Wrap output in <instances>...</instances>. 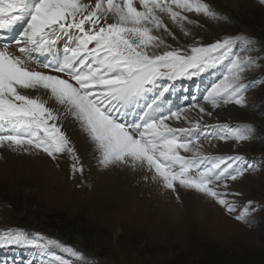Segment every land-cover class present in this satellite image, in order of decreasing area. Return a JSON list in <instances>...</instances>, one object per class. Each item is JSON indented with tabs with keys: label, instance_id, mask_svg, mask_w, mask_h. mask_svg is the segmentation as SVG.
Listing matches in <instances>:
<instances>
[{
	"label": "snow or ice",
	"instance_id": "obj_1",
	"mask_svg": "<svg viewBox=\"0 0 264 264\" xmlns=\"http://www.w3.org/2000/svg\"><path fill=\"white\" fill-rule=\"evenodd\" d=\"M186 13L227 19L206 0H0V148L53 160L67 155L73 174H83L65 131L71 118L99 167L143 170L145 180L177 199L178 188L194 190L237 212L231 182L252 165L243 155H213L204 142L239 143L250 128L204 118L223 105L246 104L244 74L252 60L238 50L239 36L172 47L167 38L177 37L168 22L190 36L185 22L196 21ZM225 63L203 103L193 97L190 107L170 105L176 80ZM248 212L242 207L236 219ZM11 245L41 249V264H73L53 249L87 264L82 252L39 232L0 229V247Z\"/></svg>",
	"mask_w": 264,
	"mask_h": 264
},
{
	"label": "rangeland",
	"instance_id": "obj_2",
	"mask_svg": "<svg viewBox=\"0 0 264 264\" xmlns=\"http://www.w3.org/2000/svg\"><path fill=\"white\" fill-rule=\"evenodd\" d=\"M206 2L227 19L210 20L203 14L186 13L189 19L196 21L194 24L185 22L191 35L184 36L178 27L168 22L177 37L176 40L168 39L174 41L172 47H177L190 45L194 39L209 44L226 36H239L242 41L238 50L252 60L244 74L246 104L223 105L214 110L213 117L204 118L208 124L226 123L250 128V138L245 141L213 140L211 146L204 145L213 155H243L252 165L240 181L231 182L230 186L232 193H239L230 198H234L241 209L249 208L245 219H236L241 209L228 213L216 202L213 204L220 207L225 217L199 216L194 208H199V203L190 197L180 198L172 212H158L156 196L147 199L154 194L143 191L139 192L145 195L139 197L140 205L135 207L124 202L118 206L119 201L104 194L101 196L82 174H73L72 161L63 154L56 159L63 167L60 168L64 172L63 184L48 187L37 183L31 187L25 185L26 178L21 184L12 169L15 165L1 150L0 229L39 232L82 252L87 264H264V0H235L234 5L229 0ZM226 68L227 63L193 79L176 80L168 97L170 105L176 96L177 99L185 98L191 105L193 97L201 98L195 102L203 103L205 89L217 82ZM190 114L195 116L196 112ZM65 131L74 142L80 162L85 165L84 172L97 171L94 148L88 138L71 121L65 122ZM9 154L21 155L20 152ZM27 167L26 171H29L31 168ZM141 179L136 177L132 187H139ZM132 187L129 186L131 190ZM179 191L183 193V190ZM176 195L170 193L173 198H177ZM52 251L62 258L72 259L73 264H85L59 250ZM42 259L39 248L0 247V264H29L30 261L41 264Z\"/></svg>",
	"mask_w": 264,
	"mask_h": 264
},
{
	"label": "bare ground",
	"instance_id": "obj_3",
	"mask_svg": "<svg viewBox=\"0 0 264 264\" xmlns=\"http://www.w3.org/2000/svg\"><path fill=\"white\" fill-rule=\"evenodd\" d=\"M229 1H231L232 5L235 4V0H229ZM17 30H19V28H17ZM167 42L170 44L174 43V41L172 40L170 41L168 38H167ZM32 94L34 95L35 93H32ZM176 98L177 96L175 97V101L172 104L173 106H181V107L191 106V104L187 103V100H185V98H182V99L178 98L177 101H176ZM200 99L201 98H198V100L196 101H199ZM69 121H71V118H69V120L65 122L68 123ZM76 127L79 129L77 124H76ZM207 144L208 143L205 141L204 145H207ZM223 144L225 143L223 142ZM1 150L4 151V154H6L11 159V164L15 165V167H12V169L14 171V174L18 176V179L21 180L22 182L21 184H23L24 181L22 180H24L25 178H26L25 185L28 184L30 186L35 185L37 183L38 184L43 183L45 185H48V187L49 185L50 186L59 185L60 187V185L63 184L64 172L62 173L63 170L60 169L62 167V164L56 162L57 160H53L52 158H50L49 156H47L46 154L42 152H34L32 154L20 152L21 155H18V154H9L11 152L13 153V151H10L5 148H0V152ZM27 166L31 168L29 171H26V168H28ZM2 171L3 170H2V165L0 161V173ZM82 175L84 176L86 182L89 185H91L95 189V191L96 190L99 191L101 196L102 194H104V195H107V197H111L119 201L118 206H120V204L124 202L130 204V206L132 205L135 207L137 204L140 205V203L138 202L139 197L145 196V195L139 192L143 191L144 193L154 194V197L148 196L147 199L149 198L150 200H152V198H155L156 196L157 200L155 201L157 202L159 207L157 210L153 209V211L156 210L159 212V210H166L168 212H172L179 205L178 203H179L180 198L182 199L183 197H190V198H194L199 203V208L194 206V208L199 212V216H203L206 218L207 215H211L214 218H219V219L225 217L221 213L220 207L219 206L217 207L218 204L216 206L213 204V202L215 201L204 197L202 194L195 192L194 190H185L183 188H178L179 199L171 197L170 193H173V192L171 190L164 189L158 182H154L151 180H149V182H145V179H144L145 172L143 170L131 171V169L129 168H122V167L101 168L98 166L97 171L94 170V172L90 173L88 172V170H85V172ZM138 176L142 178L140 180V186L134 188L132 187V183L134 180H136V177ZM245 182L249 183V179H246ZM126 185L131 186L134 191L131 190L129 186H126ZM147 185H149L148 188H145ZM119 189L121 190V193L119 192ZM179 190H183V193ZM156 191L157 193H155ZM128 192H131V194H129ZM105 200L110 202L108 198H105ZM208 209H211V210H208Z\"/></svg>",
	"mask_w": 264,
	"mask_h": 264
}]
</instances>
